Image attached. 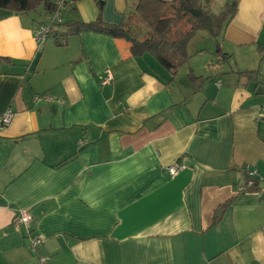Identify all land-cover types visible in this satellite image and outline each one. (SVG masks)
I'll use <instances>...</instances> for the list:
<instances>
[{
	"label": "crops",
	"instance_id": "1",
	"mask_svg": "<svg viewBox=\"0 0 264 264\" xmlns=\"http://www.w3.org/2000/svg\"><path fill=\"white\" fill-rule=\"evenodd\" d=\"M135 3L80 0L62 20L100 14L143 38ZM43 20L0 8V264H264V0H237L219 52L194 49L173 77L125 37L38 48ZM248 169L257 190L240 192ZM21 208L43 236L35 252L12 221Z\"/></svg>",
	"mask_w": 264,
	"mask_h": 264
},
{
	"label": "trees",
	"instance_id": "2",
	"mask_svg": "<svg viewBox=\"0 0 264 264\" xmlns=\"http://www.w3.org/2000/svg\"><path fill=\"white\" fill-rule=\"evenodd\" d=\"M69 1V5H72L80 0ZM95 1L99 12H101L104 0ZM209 1L136 0L135 13L145 26L147 32L143 38L132 34L124 27L123 23L112 24L103 21L100 14L91 22L80 20L69 21L63 32H57L53 29L55 25L60 23L52 24L51 34L56 37L58 44H63L68 36L85 30L105 33L113 37H125L131 42L130 52L132 55H151L162 68L171 71L173 77L193 55L189 49V45L196 31L204 30L214 38H217L223 26L236 11L237 0H226L222 10L216 14L209 12L204 5H207ZM203 2L204 4L202 5ZM0 8L17 13L36 12L40 9L42 15L57 10L54 0H0ZM195 9L199 10L198 15L191 13V10ZM216 52H219V48H217ZM221 57L223 58L224 54H221ZM6 60V58L0 57V65ZM241 73L246 74L250 79H256L258 75L257 70L243 71ZM187 78L195 90H198L205 80V77L196 76L191 70L187 73ZM248 179H250V176L247 174L245 183ZM252 180L253 184L251 186L245 185L242 192L257 190L256 180L254 178ZM220 217L218 214H215L214 223Z\"/></svg>",
	"mask_w": 264,
	"mask_h": 264
},
{
	"label": "built area",
	"instance_id": "3",
	"mask_svg": "<svg viewBox=\"0 0 264 264\" xmlns=\"http://www.w3.org/2000/svg\"><path fill=\"white\" fill-rule=\"evenodd\" d=\"M54 3L57 6V10L52 13H45L44 14L45 21L40 23L33 32L34 39L36 41L38 48H40L43 45L47 37L51 34V25L55 23H61L63 21L60 16V10L62 9L63 6L69 5L70 1L69 0H54ZM219 57L217 60V64L219 63L221 59V57L220 58ZM111 81H112V75L109 71H106L104 75L101 77L100 84L106 85V84L111 83ZM215 85L219 86L220 80H217L215 82ZM34 98L35 100H39L42 97L39 95H36ZM44 98H47V97L44 96ZM11 118H12V112L10 110H7L6 112L2 113L0 115V127L7 125L10 122ZM260 118H261V115L258 116V119ZM183 167H184V164L179 162V163H175V164L167 166L166 169L171 175H175ZM247 174L250 176V179H248L245 184H242L237 187L238 191L240 192L243 191L245 185L251 186L253 184L252 178L255 174V171L252 169H248ZM31 220H32V217L30 213L28 212V210L26 208H21L19 210L18 215L15 216L12 221L14 225H16L17 227L24 226L27 229L28 246L32 251L35 252L41 245L43 236L39 233H32L31 231H29L28 226ZM41 260H43L42 257H41Z\"/></svg>",
	"mask_w": 264,
	"mask_h": 264
},
{
	"label": "rangeland",
	"instance_id": "4",
	"mask_svg": "<svg viewBox=\"0 0 264 264\" xmlns=\"http://www.w3.org/2000/svg\"><path fill=\"white\" fill-rule=\"evenodd\" d=\"M204 4V2L202 3V5ZM208 11L209 12H213L214 10L211 9V0L209 1V3L206 5L204 4ZM62 8H64L63 12L61 11L60 13V16L61 18L64 20V17H65V14H66V11H68V9L66 8V6H63ZM39 12V11H38ZM217 13L219 12L218 10L216 11ZM216 14V13H215ZM64 16V17H63ZM133 23V21H132ZM61 27H66L67 26V22H62L60 24ZM57 26V25H56ZM137 33V36L139 38H142V34ZM55 38V36L53 35H49L47 37V39L45 40V42H52L53 39ZM45 42L43 44H45ZM219 43H221V39L220 37L218 36L217 38H214L212 35H210L208 32L204 31V30H197L194 37L192 38L191 42H190V46H189V49L190 51L194 52L196 48L198 49H201L203 48L204 49V53H214L216 48L218 47ZM43 47V45L41 46ZM200 60H198L199 62ZM189 62H192V61H189ZM200 63V62H199ZM190 64V63H189ZM185 67L188 66V62L184 65ZM206 70H208V66L206 65Z\"/></svg>",
	"mask_w": 264,
	"mask_h": 264
},
{
	"label": "water",
	"instance_id": "5",
	"mask_svg": "<svg viewBox=\"0 0 264 264\" xmlns=\"http://www.w3.org/2000/svg\"><path fill=\"white\" fill-rule=\"evenodd\" d=\"M191 13H193L194 15H198V13H199V10H198V9L191 10Z\"/></svg>",
	"mask_w": 264,
	"mask_h": 264
}]
</instances>
